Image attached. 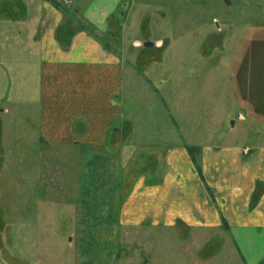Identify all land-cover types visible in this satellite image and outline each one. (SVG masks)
Returning <instances> with one entry per match:
<instances>
[{
    "label": "rangeland",
    "instance_id": "obj_1",
    "mask_svg": "<svg viewBox=\"0 0 264 264\" xmlns=\"http://www.w3.org/2000/svg\"><path fill=\"white\" fill-rule=\"evenodd\" d=\"M227 2L133 0L123 31L119 15L110 19L102 41L122 48L132 69L123 106L137 133L156 129L155 138L170 142L174 122L188 143L264 147V0ZM146 41L161 46L144 50ZM2 102L10 113H0V264H241L222 229L145 226L119 229L110 242L93 236L92 217L80 216L81 198L100 203L82 169L90 153L46 150L30 135L24 142L18 112L30 106Z\"/></svg>",
    "mask_w": 264,
    "mask_h": 264
},
{
    "label": "crops",
    "instance_id": "obj_2",
    "mask_svg": "<svg viewBox=\"0 0 264 264\" xmlns=\"http://www.w3.org/2000/svg\"><path fill=\"white\" fill-rule=\"evenodd\" d=\"M132 1L0 0V104L30 106L18 112L24 142L30 135L46 150L90 153L82 169L100 203L81 198L80 216L92 217L93 236L110 242L119 229L145 226L222 229L241 264H261L264 147L188 143L174 122L168 138L179 137L169 142L129 122L123 100L132 69L102 37L114 15L123 31Z\"/></svg>",
    "mask_w": 264,
    "mask_h": 264
},
{
    "label": "trees",
    "instance_id": "obj_3",
    "mask_svg": "<svg viewBox=\"0 0 264 264\" xmlns=\"http://www.w3.org/2000/svg\"><path fill=\"white\" fill-rule=\"evenodd\" d=\"M105 36H107V33H105ZM108 36L112 39H116V35L112 33H108ZM192 149V148H191ZM191 149H189V152H191ZM192 153V152H191ZM261 264H264V260L261 262Z\"/></svg>",
    "mask_w": 264,
    "mask_h": 264
},
{
    "label": "flooded vegetation",
    "instance_id": "obj_4",
    "mask_svg": "<svg viewBox=\"0 0 264 264\" xmlns=\"http://www.w3.org/2000/svg\"><path fill=\"white\" fill-rule=\"evenodd\" d=\"M153 45H151V46H146V47H144L143 45H142V48L144 49V50H158V48H155V47H152Z\"/></svg>",
    "mask_w": 264,
    "mask_h": 264
},
{
    "label": "water",
    "instance_id": "obj_5",
    "mask_svg": "<svg viewBox=\"0 0 264 264\" xmlns=\"http://www.w3.org/2000/svg\"><path fill=\"white\" fill-rule=\"evenodd\" d=\"M152 44H153L152 42H149V41H148V42H144V43H143V46H144V47H146V46H151Z\"/></svg>",
    "mask_w": 264,
    "mask_h": 264
},
{
    "label": "built area",
    "instance_id": "obj_6",
    "mask_svg": "<svg viewBox=\"0 0 264 264\" xmlns=\"http://www.w3.org/2000/svg\"><path fill=\"white\" fill-rule=\"evenodd\" d=\"M59 1H62L64 3H68V0H59Z\"/></svg>",
    "mask_w": 264,
    "mask_h": 264
}]
</instances>
